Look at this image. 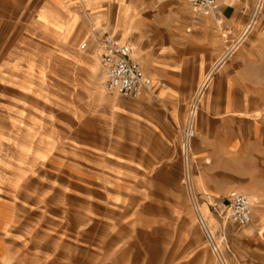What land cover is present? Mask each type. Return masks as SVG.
Masks as SVG:
<instances>
[{"label": "crops", "instance_id": "crops-1", "mask_svg": "<svg viewBox=\"0 0 264 264\" xmlns=\"http://www.w3.org/2000/svg\"><path fill=\"white\" fill-rule=\"evenodd\" d=\"M254 1L218 0L220 24L187 0L175 1L168 8H157L152 0H0V107H9V88L29 91L24 87L29 80L34 81L30 94L53 100L57 79L65 80L80 70L93 75L82 59L96 68L94 54L100 62L95 74L102 70L99 77L106 82L101 41L112 33L132 46L139 32L143 54L141 61L137 47L136 60L152 80V87L133 99L138 107L113 109L118 115L127 114L123 121L134 145L129 150L135 154L126 166L151 176L153 145L157 144L160 183L166 190L181 186L188 195L183 184V133L191 103L204 87L189 159L199 212L207 214L210 229L217 238L222 237L229 264H264V9L256 26L242 37ZM44 13L47 22L41 20ZM97 33L103 35L97 52L81 53ZM237 41L236 49L225 58L227 49ZM30 65L33 75H29ZM181 94L191 96L187 107H176ZM154 98L159 107H140ZM61 110L74 114L72 109ZM141 128L143 140L132 139ZM238 193L246 195L253 208L250 224L228 222L243 228L240 231L226 226L227 220L210 210L214 201L223 214ZM229 233L242 244L232 248ZM188 252L187 248H163L158 255L165 258L154 259V263L150 256L155 253L148 252L144 264H193L183 258Z\"/></svg>", "mask_w": 264, "mask_h": 264}, {"label": "rangeland", "instance_id": "rangeland-1", "mask_svg": "<svg viewBox=\"0 0 264 264\" xmlns=\"http://www.w3.org/2000/svg\"><path fill=\"white\" fill-rule=\"evenodd\" d=\"M175 1L152 0L157 8ZM102 36L92 35L80 52L96 53ZM98 58L96 68L82 59L93 75L80 70L57 79L53 100L30 94L32 80L24 83L27 92L7 90L9 107H0V264H144L148 252L155 253L153 263L165 258L158 255L163 248H187L183 258L193 264H218L186 191L166 190L156 176L159 145L151 176L126 166L135 154L127 114L113 109L138 102L106 90L102 70L95 74ZM190 97L179 95L176 107H187ZM140 107H159L157 98ZM132 135L142 141L143 128ZM212 203L210 210L226 220L228 213ZM234 235L232 248L242 244Z\"/></svg>", "mask_w": 264, "mask_h": 264}, {"label": "built area", "instance_id": "built-area-1", "mask_svg": "<svg viewBox=\"0 0 264 264\" xmlns=\"http://www.w3.org/2000/svg\"><path fill=\"white\" fill-rule=\"evenodd\" d=\"M194 9L203 15H212L217 22L222 24V19L218 13V0H187ZM264 9V0H255L250 12L249 22L243 32L247 35L259 22L261 13ZM230 33V29H226ZM239 41L230 45L225 53L228 57L237 47ZM100 59L106 74V88L110 92L126 99H136L141 95L143 89H150L152 81L147 76L141 65L132 57V47L121 42L117 36H106L100 43ZM204 88V87H203ZM203 88L193 99L189 108L186 127L182 140V155L186 162V169L183 176V184L187 188L188 195L196 208L206 239L210 249L214 253L218 264H229L223 250V242L219 241L205 220L199 214L197 198L193 190L192 176L189 169V159L192 149V138L194 134V121L199 107V99ZM226 212L227 219L238 225H248L252 221V202L244 194H236L230 200Z\"/></svg>", "mask_w": 264, "mask_h": 264}, {"label": "bare ground", "instance_id": "bare-ground-1", "mask_svg": "<svg viewBox=\"0 0 264 264\" xmlns=\"http://www.w3.org/2000/svg\"><path fill=\"white\" fill-rule=\"evenodd\" d=\"M141 32V31H140ZM138 33V36H137V39L135 40V41H132L131 43H132V49H133V51H132V57L136 60V58H138L136 55H137V52H136V48L138 47L139 49H140V56H139V59L142 61V52H143V50H142V48H141V34L139 33V32H137ZM122 38H124V39H126V37H124V36H122ZM120 39V38H119ZM120 41L121 42H123L121 39H120ZM125 43V42H124ZM137 61V60H136ZM98 69V68H97ZM98 79H101L99 76H98ZM152 81V80H151ZM207 81V80H206ZM105 88H106V86H105ZM199 214L202 216V218L205 220V222H206V224L210 227V222H209V219L208 218H206V216H205V213L201 210L200 212H199ZM227 220V219H226ZM229 221V220H228ZM228 222H227V225L226 226H228Z\"/></svg>", "mask_w": 264, "mask_h": 264}]
</instances>
